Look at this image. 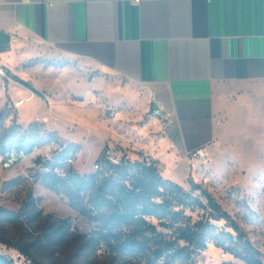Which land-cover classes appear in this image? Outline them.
Returning a JSON list of instances; mask_svg holds the SVG:
<instances>
[{
    "label": "crops",
    "instance_id": "0c3cea01",
    "mask_svg": "<svg viewBox=\"0 0 264 264\" xmlns=\"http://www.w3.org/2000/svg\"><path fill=\"white\" fill-rule=\"evenodd\" d=\"M34 46L96 73H59L76 84L119 87L107 99L132 116L138 150L159 167L186 160V186L198 170L188 153L213 145L240 88L264 82V0H0V68ZM155 105L170 117L165 127L150 114Z\"/></svg>",
    "mask_w": 264,
    "mask_h": 264
},
{
    "label": "rangeland",
    "instance_id": "374dc122",
    "mask_svg": "<svg viewBox=\"0 0 264 264\" xmlns=\"http://www.w3.org/2000/svg\"><path fill=\"white\" fill-rule=\"evenodd\" d=\"M17 54L8 67L3 66L8 77L0 84V109L10 99L17 107L18 121L25 126L39 122L48 130L58 129L64 140L80 144L72 163L76 171H95L97 159L109 147L122 148L132 160L148 155L135 145L132 116L108 102L107 97L119 94V87L108 84L105 91H95L98 87L87 78L76 84L68 73L78 71L86 77L91 74L90 78L96 73L50 48L34 46ZM64 70L68 73L59 74ZM12 75L31 80L38 89H47V98H56L50 99L54 106L36 96L19 108L16 101L29 98L32 91L14 81ZM53 111L58 114L57 119ZM7 124H11V119ZM55 148H37L30 155H22L12 166L5 165L0 156V207L16 213L11 219L0 218V242L6 238L31 245L37 264H139L115 257L108 248L96 249L89 239L98 222L72 208L67 196L46 188L36 179L35 159L51 156ZM209 151L207 161H197L198 170L191 173L194 181L207 188L241 223L264 257V82L242 87L234 95L222 113L217 139ZM189 165L184 159L176 163L161 158L160 170L182 184ZM203 176L208 183L202 182ZM16 177H21L22 183L4 187L5 182ZM185 187L189 189L191 185ZM243 200L251 210L244 207ZM223 253L209 243L207 250L195 258V264H246Z\"/></svg>",
    "mask_w": 264,
    "mask_h": 264
},
{
    "label": "trees",
    "instance_id": "16d2710c",
    "mask_svg": "<svg viewBox=\"0 0 264 264\" xmlns=\"http://www.w3.org/2000/svg\"><path fill=\"white\" fill-rule=\"evenodd\" d=\"M12 78L37 96L45 97L44 91L30 81L18 75ZM10 102L8 99L0 109V156L6 159L14 152L20 159L37 148L55 145L51 156L35 159L36 179L67 196L72 208L98 222L89 239L96 249L108 248L115 257L139 264H195V258L213 243L246 264H264L262 252L241 223L192 176L188 178V189L165 178L153 159L148 164L126 155L121 163L113 164L104 158L106 149L97 159L99 168L81 174L72 165L81 145L64 140L42 123L25 126L18 121L17 107ZM9 119L11 124H7ZM22 181L16 177L5 182L4 187ZM242 204L251 210L246 201ZM14 215L15 212L0 207V218L11 219ZM2 240L34 261L31 245ZM0 264L13 263L0 255Z\"/></svg>",
    "mask_w": 264,
    "mask_h": 264
},
{
    "label": "built area",
    "instance_id": "2783aa9c",
    "mask_svg": "<svg viewBox=\"0 0 264 264\" xmlns=\"http://www.w3.org/2000/svg\"><path fill=\"white\" fill-rule=\"evenodd\" d=\"M5 76H6L5 69L0 68V84L3 82ZM150 114L152 117L157 119L159 124L163 127H165L169 122L170 117L160 105L153 106L150 111ZM126 155H127L126 151H124L122 148L109 147L106 149L104 153V158L106 159V161H109L110 163L119 164L122 162L123 158ZM209 156H210V151L207 147H201L188 153V157L192 161H199L200 163L207 161L209 159ZM140 159L145 160L148 164H151L152 162V159L148 156L142 157ZM18 161H19V157L14 152H12L6 159H4V163L7 166H12ZM98 168L99 165L96 164V169ZM202 182H204L205 184L208 183V178L206 176H203ZM0 255L7 257L9 260L12 261L13 264H37L24 252H22L16 247L9 246L4 242H0ZM223 256H226V254L223 253Z\"/></svg>",
    "mask_w": 264,
    "mask_h": 264
},
{
    "label": "bare ground",
    "instance_id": "6f19581e",
    "mask_svg": "<svg viewBox=\"0 0 264 264\" xmlns=\"http://www.w3.org/2000/svg\"><path fill=\"white\" fill-rule=\"evenodd\" d=\"M20 105L22 104V102L19 103Z\"/></svg>",
    "mask_w": 264,
    "mask_h": 264
}]
</instances>
